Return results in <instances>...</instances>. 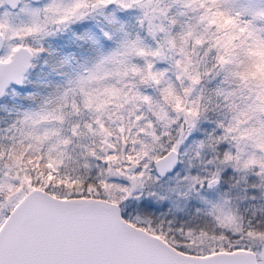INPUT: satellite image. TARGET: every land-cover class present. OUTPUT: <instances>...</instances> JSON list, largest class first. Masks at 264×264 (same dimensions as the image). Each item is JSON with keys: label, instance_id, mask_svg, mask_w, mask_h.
<instances>
[{"label": "snow or ice", "instance_id": "obj_1", "mask_svg": "<svg viewBox=\"0 0 264 264\" xmlns=\"http://www.w3.org/2000/svg\"><path fill=\"white\" fill-rule=\"evenodd\" d=\"M0 264H264V0H0Z\"/></svg>", "mask_w": 264, "mask_h": 264}]
</instances>
